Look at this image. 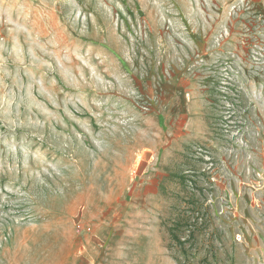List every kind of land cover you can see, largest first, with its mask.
I'll list each match as a JSON object with an SVG mask.
<instances>
[{"label": "rangeland", "instance_id": "374dc122", "mask_svg": "<svg viewBox=\"0 0 264 264\" xmlns=\"http://www.w3.org/2000/svg\"><path fill=\"white\" fill-rule=\"evenodd\" d=\"M0 264H264V0H0Z\"/></svg>", "mask_w": 264, "mask_h": 264}, {"label": "trees", "instance_id": "16d2710c", "mask_svg": "<svg viewBox=\"0 0 264 264\" xmlns=\"http://www.w3.org/2000/svg\"><path fill=\"white\" fill-rule=\"evenodd\" d=\"M184 219V218H183ZM187 219L188 218H185L184 219V221H186L187 222ZM194 226H196V225H194ZM182 227V223H181V221H180V219H178V220H175V223H173L168 229H169V235H170V241H171V243H174V244H177V245H179V246H182L184 243H185V241H186V238L184 237V238H182L181 236H180V233H181V228ZM186 227H189V226H187L186 225ZM193 232V229L192 230H190V234ZM192 235V234H191Z\"/></svg>", "mask_w": 264, "mask_h": 264}, {"label": "crops", "instance_id": "0c3cea01", "mask_svg": "<svg viewBox=\"0 0 264 264\" xmlns=\"http://www.w3.org/2000/svg\"><path fill=\"white\" fill-rule=\"evenodd\" d=\"M193 118H191V124L193 125L194 131H195V136H197V138H203V131H204V125H198L196 124L193 120ZM198 131H200V133L198 134ZM208 131V130H207Z\"/></svg>", "mask_w": 264, "mask_h": 264}]
</instances>
